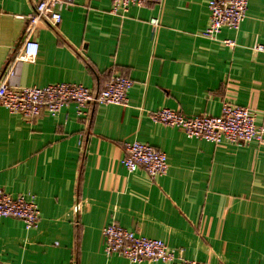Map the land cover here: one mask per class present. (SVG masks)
<instances>
[{"label": "crops", "instance_id": "crops-1", "mask_svg": "<svg viewBox=\"0 0 264 264\" xmlns=\"http://www.w3.org/2000/svg\"><path fill=\"white\" fill-rule=\"evenodd\" d=\"M39 1L0 0V80ZM63 1L60 24L32 32L36 60L14 63L6 81L101 90L120 73L133 85L128 105L84 114L75 103L35 119L0 106V187L34 196L41 212L32 229L0 219V262L132 264L105 251L103 229L116 223L200 264H264V143L215 144L150 118L163 107L219 115L230 102L264 125V53L255 50L264 44V0H249L240 28L215 39L203 34L210 0H161L125 17L110 12L112 0ZM134 140L167 154V174L126 169L125 144Z\"/></svg>", "mask_w": 264, "mask_h": 264}, {"label": "built area", "instance_id": "built-area-1", "mask_svg": "<svg viewBox=\"0 0 264 264\" xmlns=\"http://www.w3.org/2000/svg\"><path fill=\"white\" fill-rule=\"evenodd\" d=\"M161 0H112L110 12L125 17L133 6H146ZM63 0H40L27 17V25L20 49L9 62L0 80V106L12 114H22L31 119L42 115L56 116L69 103H75L79 113L99 104L128 105L129 89L133 80L120 73H114L101 90H93L79 83L58 82L43 87L11 85L5 78L13 73L12 66L19 61L34 62L39 53V42L32 38V32L41 23L55 27L62 20ZM249 0H210V22L204 29L206 37L215 39L223 28L238 30L247 17ZM153 25L158 19L152 18ZM224 42L233 46L234 41ZM255 50L264 53V44ZM84 111V112H83ZM150 118L182 130L187 137L219 143H264V125L257 123V113L249 107L224 102L219 115H184L180 111L163 107L150 113ZM122 160L126 169L134 173L139 169L150 178L163 176L169 169L167 154L138 140L125 144ZM40 208L34 196L9 195L0 187V219L13 217L23 220L27 229L37 227ZM105 251L107 255L125 257L132 264L145 261L164 264H200L183 256L182 248H171L162 239L139 235L116 223L104 227ZM0 264H4L0 262Z\"/></svg>", "mask_w": 264, "mask_h": 264}]
</instances>
